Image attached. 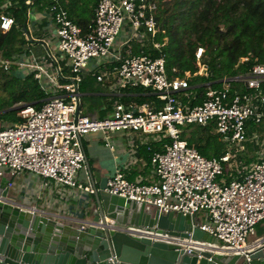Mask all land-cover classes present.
<instances>
[{"label":"built area","instance_id":"2783aa9c","mask_svg":"<svg viewBox=\"0 0 264 264\" xmlns=\"http://www.w3.org/2000/svg\"><path fill=\"white\" fill-rule=\"evenodd\" d=\"M10 5V0H5L0 15L4 33L15 23ZM159 11L158 0H99L84 30L61 0H52L48 13L56 26L58 47L69 64L70 75L62 74L59 67V76L68 81L52 80L55 91L64 95L49 92L39 109L31 104L20 106L22 120L18 123L4 126L0 119V182L8 176L11 187L10 179L28 170L56 184L94 193L95 189L76 178L86 163L83 137L101 132L109 138L119 131L161 135L169 142L164 152L155 151L152 155L158 181L132 182L117 171L108 180L106 191L164 214H203L205 221L197 224L202 231L223 241L225 251L248 258V238L264 220V157L240 179L226 182L222 176L224 164L236 158V151H244L249 140L257 142L258 135L252 127L264 123V63H257L248 73L233 78L242 81L245 90L233 89L229 83L222 88L208 87L203 102L190 107L183 103L181 93L190 88L191 72L183 77L169 76L164 54L156 58L144 53L118 55L115 60L119 65L112 71L95 73L96 80L103 82L115 76L119 89H151L161 106L116 101L112 113L105 118L80 113V85L89 75V63L113 55L111 48L126 25L136 39L145 34L156 38L161 22ZM154 46L160 50L162 44L154 42ZM205 52V47L197 48L199 71L194 75L207 70L203 63ZM249 57L241 59L247 61ZM40 76L37 74L36 78ZM192 124L212 126L227 145V152L208 158L190 146L181 137V127ZM185 244L188 253L194 248L211 247L192 238L185 240Z\"/></svg>","mask_w":264,"mask_h":264},{"label":"crops","instance_id":"0c3cea01","mask_svg":"<svg viewBox=\"0 0 264 264\" xmlns=\"http://www.w3.org/2000/svg\"><path fill=\"white\" fill-rule=\"evenodd\" d=\"M33 1L32 4H28L27 24L23 26L25 38L27 39V42L23 45V51L21 53H14L13 58L4 61V64L9 69L12 66H16L15 73L22 79H25L30 73H34L35 78L37 74H40V78L36 79L43 84L46 91H54V94L64 95L60 91H55L56 86L52 80L57 79L61 82L58 71L59 67L62 68V74L66 76L70 75L69 64L65 60L63 53L59 50L56 26L52 20V16L48 13V6L44 7L41 3L37 4L35 0ZM47 1H49L48 3H52V0ZM75 1L77 11L72 14L66 5L69 7L73 0H61V4L80 25L83 20H89L90 22L97 5L94 7L90 5L91 7L86 8L85 2L87 4V1ZM154 42L161 43L163 46L167 41L165 40L164 43L159 42L150 34H145L142 39H136L130 26L126 25L111 48L113 55L103 59L92 60L88 67L89 75L93 76L95 73L112 71L114 67L119 65V61L115 60V56L124 57L129 55V53L149 54V50L155 47ZM7 63L8 67L6 66ZM97 83L100 87L99 90L81 92L80 89V113L84 115L95 118L109 116L116 101H134L138 104L150 102L156 107L161 106V102H157L151 89L141 87L127 88L125 90L119 89L115 76L106 78L103 82L97 81ZM222 83V87L226 83H229L233 89L245 90L244 83L236 81L233 78H224L222 79ZM193 89L194 86L191 85L185 93H181V99L187 106H191L192 101L197 95ZM47 97L43 99V103ZM187 98L188 100L186 101ZM99 104H102V106L99 107ZM107 105L112 106L110 113L106 110ZM18 109L20 110V106H18ZM210 129L212 134H218L212 126H210ZM252 132L257 133L258 136L257 142H249L250 145L248 147H252L254 149L253 152H255L253 155L249 153L246 156L252 158L249 166H245L242 159L244 157L236 154V158L232 161L234 163L229 162L224 164V174L226 173L228 177L223 174L222 178L226 182L242 178L243 174L253 164L263 159L264 123L258 127L253 126ZM187 136H190L189 131ZM218 140L223 144L224 141L220 135ZM168 142L169 139L167 137L157 134H145L139 131L113 132L109 138H105L101 132L89 133L83 137V146L86 154L85 167L77 172L76 178L80 183L93 189L99 187V181L102 178H108L109 180L117 171L122 172L132 182H156L158 181V177L155 173V166L152 163V155L155 151L164 152L165 144ZM226 152L227 149L224 148L219 156L213 157H220ZM5 178L9 180L8 176ZM10 180L13 185L10 187L9 199L27 209H37L54 215H62L75 221L73 224L76 227L86 226L93 217L94 209H96L95 193L56 184L53 180L28 170L23 171L18 177ZM196 216L198 222L205 221L203 214H197ZM254 235V238L249 242L248 248L254 246L259 239L264 237V220L256 226Z\"/></svg>","mask_w":264,"mask_h":264},{"label":"water","instance_id":"95a60500","mask_svg":"<svg viewBox=\"0 0 264 264\" xmlns=\"http://www.w3.org/2000/svg\"><path fill=\"white\" fill-rule=\"evenodd\" d=\"M107 182L102 178L95 187L96 209L81 229L62 215L12 202L9 180L3 178L0 264H264V237L247 250L249 259L227 252L223 241L198 227L195 214L160 213L109 193ZM189 238L211 247L188 253Z\"/></svg>","mask_w":264,"mask_h":264},{"label":"trees","instance_id":"16d2710c","mask_svg":"<svg viewBox=\"0 0 264 264\" xmlns=\"http://www.w3.org/2000/svg\"><path fill=\"white\" fill-rule=\"evenodd\" d=\"M4 1L0 0V15ZM35 1L48 8L51 4L47 0ZM85 1L88 2H85L86 8L90 5L94 7L98 3V0ZM158 1L163 20L156 39L164 43L168 37V41L160 50L151 48L149 55L156 58L164 54L166 68L171 77H183L186 72H191L189 83L194 86L193 90L197 95L190 107L203 101L208 87L221 88L222 79L244 75L255 64L264 63V0H170L167 3L166 0ZM10 2L9 10L15 18V23L6 33L0 28V119L4 126L22 120L18 114L19 109L10 108L32 104L39 109L49 93L35 78L34 73L22 79L15 73L16 66L10 69L5 67L4 61L11 60L14 53H21L23 45L27 42L23 26L27 24L29 5L26 0ZM63 3L65 4L64 1ZM66 7L71 14L77 11L75 0ZM88 23L89 20H83L81 27L85 30ZM200 46L205 47L203 63L207 70L203 74L194 75L199 71L196 51ZM246 56H250L249 59L242 61L241 58ZM67 81L61 78V82ZM80 89L81 92H90L99 90L100 87L96 78L88 75L83 79ZM101 106L102 104H99V107ZM111 109L112 106L107 105L106 110L109 113ZM181 128V137L186 138L190 146L195 145L203 156L210 158L222 153L219 135L212 134L210 126L188 125ZM188 131L190 136H187ZM201 133L203 135H200ZM242 159L247 167L252 160L248 157ZM224 176L228 177L226 173Z\"/></svg>","mask_w":264,"mask_h":264},{"label":"rangeland","instance_id":"374dc122","mask_svg":"<svg viewBox=\"0 0 264 264\" xmlns=\"http://www.w3.org/2000/svg\"><path fill=\"white\" fill-rule=\"evenodd\" d=\"M170 0H166V3L167 2H169ZM159 13H160V21H162L163 20V16H162V13H161V10L159 11ZM161 23V22H160ZM173 28L175 27V25H173L172 26ZM164 33H165V31H164ZM166 41H168V37H166V39H165ZM192 125H195V124H192ZM184 126H188V125H184ZM200 135H203L202 133L200 134ZM249 142H251V141H249ZM249 142H247L246 143V149L244 150V151H242V152H240V151H236L234 154H238V155H240V157H246L249 153L250 154H255V152H253V148L251 147V148H249L248 146L250 145V143ZM220 143H221V147H222V149H227V145L223 142V144H222V142L220 141ZM249 143V144H248ZM215 145L217 146V142H215ZM248 147V148H247ZM253 152V153H252ZM254 234L253 235H250L249 236V238H248V242H250V240L252 239V238H254Z\"/></svg>","mask_w":264,"mask_h":264}]
</instances>
